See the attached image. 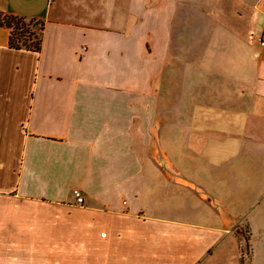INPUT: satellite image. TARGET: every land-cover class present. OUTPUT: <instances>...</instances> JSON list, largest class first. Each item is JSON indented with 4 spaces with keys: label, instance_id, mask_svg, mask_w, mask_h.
Listing matches in <instances>:
<instances>
[{
    "label": "crops",
    "instance_id": "1",
    "mask_svg": "<svg viewBox=\"0 0 264 264\" xmlns=\"http://www.w3.org/2000/svg\"><path fill=\"white\" fill-rule=\"evenodd\" d=\"M5 15L44 30L0 23V264H264V0Z\"/></svg>",
    "mask_w": 264,
    "mask_h": 264
},
{
    "label": "trees",
    "instance_id": "2",
    "mask_svg": "<svg viewBox=\"0 0 264 264\" xmlns=\"http://www.w3.org/2000/svg\"><path fill=\"white\" fill-rule=\"evenodd\" d=\"M28 21V22H27ZM0 23L10 28V45L12 47L31 49L39 51L42 43V32L44 30V23L35 18H24L19 15H5ZM40 26V32L34 33L29 27Z\"/></svg>",
    "mask_w": 264,
    "mask_h": 264
},
{
    "label": "built area",
    "instance_id": "3",
    "mask_svg": "<svg viewBox=\"0 0 264 264\" xmlns=\"http://www.w3.org/2000/svg\"><path fill=\"white\" fill-rule=\"evenodd\" d=\"M261 44H264V41H261ZM74 194H75V196H76V198H77V202L78 203H80V204H82L83 202H84V200H83V196H82V194L80 193V191H75L74 192Z\"/></svg>",
    "mask_w": 264,
    "mask_h": 264
},
{
    "label": "rangeland",
    "instance_id": "4",
    "mask_svg": "<svg viewBox=\"0 0 264 264\" xmlns=\"http://www.w3.org/2000/svg\"><path fill=\"white\" fill-rule=\"evenodd\" d=\"M28 22V21H27ZM29 27H30V29L32 30V31H34V33H38V32H40V26L37 24L36 26H31V25H29Z\"/></svg>",
    "mask_w": 264,
    "mask_h": 264
}]
</instances>
